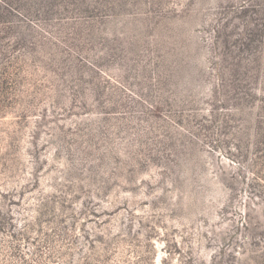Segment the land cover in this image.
I'll return each instance as SVG.
<instances>
[{
	"label": "rangeland",
	"instance_id": "obj_1",
	"mask_svg": "<svg viewBox=\"0 0 264 264\" xmlns=\"http://www.w3.org/2000/svg\"><path fill=\"white\" fill-rule=\"evenodd\" d=\"M0 264H264V0H0Z\"/></svg>",
	"mask_w": 264,
	"mask_h": 264
}]
</instances>
